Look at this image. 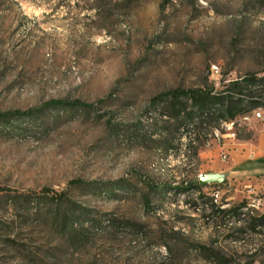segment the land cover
Segmentation results:
<instances>
[{"label":"rangeland","instance_id":"1","mask_svg":"<svg viewBox=\"0 0 264 264\" xmlns=\"http://www.w3.org/2000/svg\"><path fill=\"white\" fill-rule=\"evenodd\" d=\"M258 1L0 0V264H264L263 126L165 97L264 77Z\"/></svg>","mask_w":264,"mask_h":264},{"label":"trees","instance_id":"2","mask_svg":"<svg viewBox=\"0 0 264 264\" xmlns=\"http://www.w3.org/2000/svg\"><path fill=\"white\" fill-rule=\"evenodd\" d=\"M170 1L164 0V4ZM258 2L264 4V0H259ZM258 76L250 75L242 82H232L230 83L231 87L227 86L219 92H216L214 87H206L187 91L176 90L166 93L165 97L171 100L167 108L168 114L175 119H180L179 126H193L196 124V120L199 121L200 126L220 122V120H234L239 116L249 113L259 105L255 100L257 93L253 88L256 86H264V78L259 79ZM159 98L161 97H156L155 101H158ZM48 105L91 107L80 102L68 103L65 101H51ZM26 114L30 115L29 113ZM26 114L14 113L18 117H25ZM7 116L13 117L12 115ZM245 205L246 202L241 203L238 209L233 210V213L244 210ZM221 212L227 213L231 211L222 210ZM248 218V227L256 234H261L264 231V215L253 216L248 214Z\"/></svg>","mask_w":264,"mask_h":264},{"label":"built area","instance_id":"3","mask_svg":"<svg viewBox=\"0 0 264 264\" xmlns=\"http://www.w3.org/2000/svg\"><path fill=\"white\" fill-rule=\"evenodd\" d=\"M202 4H206L205 2L201 1ZM218 66L217 65H212L211 66V73L213 76L218 75ZM246 77H240L238 79H235L234 81H224V83H230V82H242ZM218 80V79H216ZM220 85V84H218ZM259 88V87H258ZM257 89V88H253ZM263 102H264V96H263ZM255 124H260L264 128V111L259 114V116L254 117L252 119H246V121H238L237 119L231 120V121H223L220 120V125L221 129L226 131V133H220V131L215 132L216 138L220 139H225L227 137H234L235 133L233 132L235 128L238 127H243V126H252ZM229 132V133H227ZM253 147V146H252ZM223 160H227L228 156L223 155ZM248 158L253 160L255 158V150L250 149L248 152ZM249 203H252L256 205L257 207H260V215H264V192L256 193L254 191H250V195L247 197V201ZM259 215V216H260Z\"/></svg>","mask_w":264,"mask_h":264},{"label":"bare ground","instance_id":"4","mask_svg":"<svg viewBox=\"0 0 264 264\" xmlns=\"http://www.w3.org/2000/svg\"><path fill=\"white\" fill-rule=\"evenodd\" d=\"M258 78L262 79L264 77L258 76ZM254 88H257V89H253V90H255L256 93H257V98L255 100L259 103V105L257 106V108H255L254 110L250 111L249 113H247V114H245L243 116L237 117L236 119L238 121H246V119H252L254 117L259 116V114H261V112L264 111V102H263L264 86H256ZM246 211L251 213L254 216L255 215H260V207H257L256 205H254L252 203H249V202L246 205Z\"/></svg>","mask_w":264,"mask_h":264},{"label":"water","instance_id":"5","mask_svg":"<svg viewBox=\"0 0 264 264\" xmlns=\"http://www.w3.org/2000/svg\"><path fill=\"white\" fill-rule=\"evenodd\" d=\"M201 181L202 182H218L220 181V178L216 175H209V176L202 177Z\"/></svg>","mask_w":264,"mask_h":264},{"label":"crops","instance_id":"6","mask_svg":"<svg viewBox=\"0 0 264 264\" xmlns=\"http://www.w3.org/2000/svg\"><path fill=\"white\" fill-rule=\"evenodd\" d=\"M260 146H258V149H259V152L262 154V155H264V134H262V136H261V139H260V144H259ZM251 147H252V145H251ZM261 148V149H260ZM255 155H256V153H255Z\"/></svg>","mask_w":264,"mask_h":264}]
</instances>
